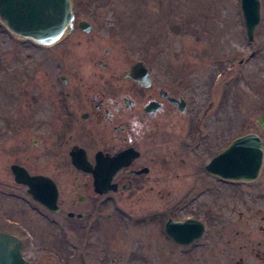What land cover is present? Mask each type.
<instances>
[{
  "label": "rangeland",
  "instance_id": "374dc122",
  "mask_svg": "<svg viewBox=\"0 0 264 264\" xmlns=\"http://www.w3.org/2000/svg\"><path fill=\"white\" fill-rule=\"evenodd\" d=\"M71 1L76 28L49 47L14 36L0 22V231L21 239L29 264H264L255 255L264 247V156L251 182L200 169L190 177L200 161L193 157L183 167L186 174L163 182L169 197L110 196L93 212L87 239L74 234L83 221L64 222L40 206L10 170L18 164L56 184L58 174L63 198L76 193L75 183L86 177L73 179L76 173L57 146L60 77L68 78L72 94L102 77L114 86L137 61L163 80L183 76V87L201 106L214 102L204 129L210 143L218 133L220 138L210 151L248 132L264 146L257 123L264 115V0L252 41L239 0ZM80 21L91 24L89 32L77 27ZM201 148L196 151L202 156ZM92 196L90 191L88 201ZM166 206L179 220L203 221V237L188 247L175 245L162 233L163 221L144 219Z\"/></svg>",
  "mask_w": 264,
  "mask_h": 264
},
{
  "label": "flooded vegetation",
  "instance_id": "af4514ba",
  "mask_svg": "<svg viewBox=\"0 0 264 264\" xmlns=\"http://www.w3.org/2000/svg\"><path fill=\"white\" fill-rule=\"evenodd\" d=\"M80 22L77 25L79 29ZM75 28L73 21L70 33ZM70 33L65 34L57 43ZM143 64L147 73L144 74L141 67H137V80L129 75L132 65L129 72L122 76L121 83L113 86L110 80L102 77L85 84L84 92L79 88L73 94L68 86V78L65 75L60 77L57 110L62 129L57 138V146L60 145L61 155L76 173L73 179L78 180V174H81L85 175L86 181H77L76 193L65 200L61 178L57 174V215L65 219L64 222L71 220L79 224L78 221H83L75 228L74 234L82 233L86 239L95 224L90 219L93 212L110 202V196L169 197L171 190L165 188L163 182L186 174L183 167L193 157L200 161L191 170L190 177L199 173V169L204 174L217 177L205 170L207 163L221 152V149L218 152L215 149L210 151L212 145L217 147L215 143L219 142V133L214 136V143H210V133L204 129L208 107L214 105V102H209L206 107L204 104L201 106L198 99L194 98V93H188L183 87V76L163 80L154 75L150 66L145 62ZM101 65L104 66L103 63ZM197 147H202V156L196 151ZM76 160L85 163L89 169H77L74 166ZM111 161L113 164L109 165V169L114 173L109 182L104 184L107 187L99 191L94 183V169L97 165H106ZM117 165L120 167L117 168ZM101 173L99 171L98 174ZM90 191L93 196L88 201ZM94 198L100 201L94 204ZM80 205L85 206L84 211H74L73 208ZM163 208L160 213L152 211L144 219H154L160 224L163 221L162 233L167 236L164 226L168 219L184 221L188 218L179 220L168 206ZM59 223L64 225L62 228L66 226L61 221ZM167 238L182 247H188L201 239L189 245H180ZM261 244V241L257 243L258 246ZM255 255L264 259V247L261 256L258 250Z\"/></svg>",
  "mask_w": 264,
  "mask_h": 264
},
{
  "label": "water",
  "instance_id": "95a60500",
  "mask_svg": "<svg viewBox=\"0 0 264 264\" xmlns=\"http://www.w3.org/2000/svg\"><path fill=\"white\" fill-rule=\"evenodd\" d=\"M240 8L246 35L253 40L254 29L259 22V0H240ZM74 13L71 0H0V22L16 37L27 39L41 46H51L73 29ZM80 29L89 32L90 24L81 21ZM141 67L147 73L142 62L134 64L129 74L137 80L136 70ZM257 123L264 130V115L257 118ZM264 147L261 137L250 132L234 139L220 153L215 155L205 166L208 173L225 180L253 181L261 170ZM113 161L106 163L112 166ZM102 165V167L106 166ZM74 166L88 170V166L79 161ZM117 168L120 166H116ZM115 168L113 171H115ZM10 169L14 181L27 187V193L52 212H57L58 188L55 181L45 175H30L17 164ZM100 171V169H99ZM108 170L96 175V189L103 191L114 172ZM165 233L176 243L188 245L199 239L204 232L203 222L188 218L184 221L168 219L164 226ZM21 239L13 234L0 231V264H29L21 255Z\"/></svg>",
  "mask_w": 264,
  "mask_h": 264
}]
</instances>
